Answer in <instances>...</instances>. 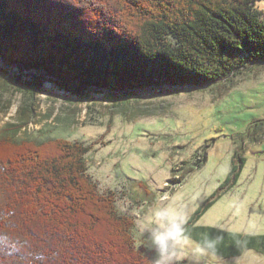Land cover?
<instances>
[{"label":"trees","instance_id":"trees-1","mask_svg":"<svg viewBox=\"0 0 264 264\" xmlns=\"http://www.w3.org/2000/svg\"><path fill=\"white\" fill-rule=\"evenodd\" d=\"M257 1L0 0V90L29 100L0 138L9 152L0 154V264H152L136 245L135 218L89 174L91 146L13 137L32 121L47 83L73 96L201 89L264 64ZM253 127L258 143L264 120ZM219 193L184 224L187 236L202 247L220 237L214 254L223 258L264 253V235L196 225Z\"/></svg>","mask_w":264,"mask_h":264},{"label":"rangeland","instance_id":"rangeland-1","mask_svg":"<svg viewBox=\"0 0 264 264\" xmlns=\"http://www.w3.org/2000/svg\"><path fill=\"white\" fill-rule=\"evenodd\" d=\"M256 5L264 18V0ZM241 72L206 88L163 85L130 95L91 91L73 96L47 83L34 100L32 121L13 139L62 138L91 146L89 174L100 191H115L118 209L135 218L136 245L151 253L152 264L156 253L146 238L163 226L158 213L166 210L184 225L219 190L222 194L197 226L264 234V138L257 143L248 136L255 122L264 120V64ZM0 95L1 138L19 122L29 100L15 90H0ZM0 154L8 157V149ZM162 193L168 196L162 199ZM176 261L264 264V253L245 250L223 258L188 236L177 244Z\"/></svg>","mask_w":264,"mask_h":264},{"label":"clouds","instance_id":"clouds-1","mask_svg":"<svg viewBox=\"0 0 264 264\" xmlns=\"http://www.w3.org/2000/svg\"><path fill=\"white\" fill-rule=\"evenodd\" d=\"M167 196L168 193L161 194L162 199ZM158 217L163 226L151 230L146 238L147 246L156 253L153 264H174L177 244L188 238L186 230L182 221L171 218L166 210L159 212ZM219 239L206 240L203 248L214 253Z\"/></svg>","mask_w":264,"mask_h":264},{"label":"crops","instance_id":"crops-1","mask_svg":"<svg viewBox=\"0 0 264 264\" xmlns=\"http://www.w3.org/2000/svg\"><path fill=\"white\" fill-rule=\"evenodd\" d=\"M246 235V234H245ZM257 235H264V234H257Z\"/></svg>","mask_w":264,"mask_h":264}]
</instances>
